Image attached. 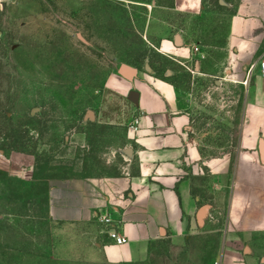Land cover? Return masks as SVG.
Returning <instances> with one entry per match:
<instances>
[{"label": "rangeland", "instance_id": "obj_1", "mask_svg": "<svg viewBox=\"0 0 264 264\" xmlns=\"http://www.w3.org/2000/svg\"><path fill=\"white\" fill-rule=\"evenodd\" d=\"M239 1L203 0L188 15L175 0H0V264H109L76 251L86 228L54 221L49 194L58 180L124 175L137 104L123 66L173 82L204 158L221 164L196 181L201 227L134 264H227L245 254L243 211L258 205L264 176L241 170L232 186V172L239 160L261 163L264 103L261 114L247 85L203 75L194 62L188 69L162 47L182 34L217 63Z\"/></svg>", "mask_w": 264, "mask_h": 264}, {"label": "crops", "instance_id": "obj_2", "mask_svg": "<svg viewBox=\"0 0 264 264\" xmlns=\"http://www.w3.org/2000/svg\"><path fill=\"white\" fill-rule=\"evenodd\" d=\"M175 10L198 15L203 10V0H175ZM186 43L184 35H174L162 44L163 52L188 69L194 62L196 71L207 73L203 75L218 72L222 82L247 85V101L260 103L263 113L264 78L259 62L264 57V0L239 1L228 20L217 63L213 61L215 54H208L201 45ZM132 72L127 80L137 96V109L124 150V175L58 180L50 189L52 219L86 228V232L75 234L76 251L91 262H146L157 246L169 241L178 244L194 234L202 225L196 181L206 172L216 175L221 165L218 160L204 158L193 113L189 107H181L175 84L156 76L136 77L138 70ZM261 139L264 138L258 141L259 155ZM260 161L239 160L232 172V186L240 183L241 170L248 175L259 170L264 176L261 157ZM257 196L258 205L253 206L254 198L244 195L246 203L252 205L243 211L248 244L245 254L233 252L227 264H264V193ZM105 216L112 220L110 225L101 221ZM109 231L125 235L128 242L116 244Z\"/></svg>", "mask_w": 264, "mask_h": 264}, {"label": "built area", "instance_id": "obj_3", "mask_svg": "<svg viewBox=\"0 0 264 264\" xmlns=\"http://www.w3.org/2000/svg\"><path fill=\"white\" fill-rule=\"evenodd\" d=\"M259 66L261 69V75L264 78V57L259 62ZM137 124H138V122H137ZM101 221L107 225H110L112 223V220L107 216L102 217ZM108 233H109V237L118 245H123V244L128 242V238L125 235L120 234L117 231H109Z\"/></svg>", "mask_w": 264, "mask_h": 264}, {"label": "water", "instance_id": "obj_4", "mask_svg": "<svg viewBox=\"0 0 264 264\" xmlns=\"http://www.w3.org/2000/svg\"><path fill=\"white\" fill-rule=\"evenodd\" d=\"M122 71V73L127 77H130L133 74V72H131L132 70L128 69V67L126 66L122 67ZM132 94L137 97L135 92H133ZM260 157L262 162L264 163V139L260 140Z\"/></svg>", "mask_w": 264, "mask_h": 264}]
</instances>
